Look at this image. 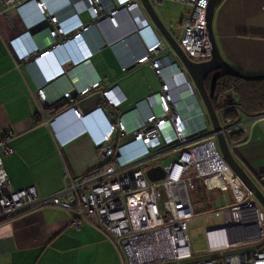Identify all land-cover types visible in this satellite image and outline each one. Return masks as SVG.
<instances>
[{"label": "crops", "instance_id": "obj_1", "mask_svg": "<svg viewBox=\"0 0 264 264\" xmlns=\"http://www.w3.org/2000/svg\"><path fill=\"white\" fill-rule=\"evenodd\" d=\"M73 1L24 0L5 8L0 0V137L13 134L9 145L17 157L4 158L3 168L15 191L34 187L40 196H48L63 188L66 173L79 179L101 167L97 143L108 124L117 120L109 106L102 108L103 91L110 90L114 99L121 100L120 114L129 129L139 126L149 112H159L161 84L151 63L132 65L124 72L110 46L127 40L135 51L162 41L163 54L178 63L141 5L149 26L138 31L126 10L127 0H100L104 7L94 20L87 11L74 12ZM150 1L179 42L181 23L190 11L188 5L175 0ZM37 2L45 6L47 14L58 18L57 26L64 35L51 37V24L34 34L29 32L45 19ZM111 11H115L116 25L107 16ZM82 27L87 29L79 39H67ZM212 30L220 55L231 67L245 76L264 75V0H217ZM41 52L47 54L39 56ZM95 81L100 82L98 88L79 95L80 89ZM166 81L174 100L194 93L183 69L182 74ZM41 89L46 103L38 99ZM66 92L69 98L63 97ZM56 104L64 108L44 123L49 114L45 107ZM132 106L136 109L130 111ZM73 110L82 116L76 117ZM240 124L242 141L230 148L247 174L264 182V114L245 115ZM112 140L120 154L119 163L145 156V148L131 135L118 140L114 136ZM199 187L209 200L225 192L210 194L203 182ZM69 219L68 211L48 207L1 222L0 264L120 263L99 231L89 226L72 230ZM257 246L241 245L239 249L255 251ZM207 256L206 242V251L197 258Z\"/></svg>", "mask_w": 264, "mask_h": 264}, {"label": "built area", "instance_id": "obj_2", "mask_svg": "<svg viewBox=\"0 0 264 264\" xmlns=\"http://www.w3.org/2000/svg\"><path fill=\"white\" fill-rule=\"evenodd\" d=\"M5 8L15 7L24 0H1ZM190 6L188 16L182 21V36L179 42L184 54L193 62H206L211 59V47L207 32L206 10L209 0H175ZM38 10L49 24L51 37L64 35L57 26L58 18L46 13L40 2ZM76 13L87 11L91 19L97 18L98 10L104 6L100 0H74L71 3ZM126 10L138 31L149 26L137 0H127ZM115 11L107 14L110 22L116 25ZM67 39H79L87 27ZM138 35V32L136 33ZM165 44L157 41L132 51L127 40L110 46L120 62L122 71L132 65L151 63L160 80L157 94L159 112H149L141 124L129 129L120 114L121 100L114 99L110 90L102 92L103 106H109L117 115L114 123L108 124L106 132L97 143V152L103 164L82 178L64 175L62 189L48 196H40L34 187L15 191L3 168V159H14L16 152L10 147L11 132L0 137V222L24 213L43 208H58L70 213L69 227L78 231L89 226L99 231L116 251L120 264H264V247L255 251H240L241 245L264 244V210L256 203L253 194L235 177L223 160L215 138L208 134L206 113L198 109V100H174L166 79L182 74V69L165 55ZM47 52L39 53L44 56ZM100 86L99 81L78 91L86 95ZM69 98L70 93L63 96ZM38 99L44 103L42 89ZM200 104V103H199ZM58 107V105H54ZM216 115L220 122L221 133L230 142V134L240 129V120L245 114L237 107L231 93H224L216 101ZM136 109V108H135ZM134 109V110H135ZM233 111L236 118L227 117ZM54 110H50L49 115ZM76 117L82 116L73 110ZM49 122V117L44 119ZM131 135L133 141L145 148V156L134 162L119 163L117 148L112 140ZM205 135V136H204ZM173 157L165 166V177L161 181H150L146 177L148 164L165 157ZM223 171L230 173V179ZM194 172V173H193ZM218 177L217 190L211 186L208 177ZM203 184L210 194L230 190L233 203L215 214L220 213L223 225L205 231L208 255L194 258L190 249L186 223L195 216L188 190L196 180ZM221 186V187H220ZM161 205L159 206V200Z\"/></svg>", "mask_w": 264, "mask_h": 264}, {"label": "water", "instance_id": "obj_3", "mask_svg": "<svg viewBox=\"0 0 264 264\" xmlns=\"http://www.w3.org/2000/svg\"><path fill=\"white\" fill-rule=\"evenodd\" d=\"M138 1L145 12V15L158 30L179 64L177 62L175 63H177L178 67L183 69V71L188 74L189 78L191 79L196 92L193 90L190 83V87L194 92L192 95H190V100H192V98L193 100H198L196 107L199 109L201 105V108L204 109L212 127V136L215 138L218 150L223 160L233 172L235 177L242 183V185L253 194L256 203L264 210V182H262L259 178L252 179L237 162L232 149L230 148L231 145L226 141L224 135L220 132V122L211 100L214 96L216 82L224 70L245 80H264V75L245 76L231 67L220 55L212 30V21L217 0H209L206 11L207 32L211 47V59L202 63L193 62L186 57L178 42L172 37L160 20L150 0ZM46 26H49V21L44 19L42 22L33 26L29 32L34 34ZM207 80L209 82L208 86L206 87L205 83ZM135 108V106H132L130 111L134 110ZM119 155L120 154L118 152L117 156ZM146 177L153 182L161 181L165 177V171L160 165L151 166L146 171Z\"/></svg>", "mask_w": 264, "mask_h": 264}, {"label": "rangeland", "instance_id": "obj_4", "mask_svg": "<svg viewBox=\"0 0 264 264\" xmlns=\"http://www.w3.org/2000/svg\"><path fill=\"white\" fill-rule=\"evenodd\" d=\"M188 7L190 9V6ZM186 76L189 79L193 90L196 92V89L194 88L193 83L189 78L188 74H186ZM206 121L208 126L207 133L210 134L212 132V127L207 116H206ZM173 159L174 158L171 156L158 159L148 164V166L151 167L155 165L156 166L160 165L164 167L167 164H169L171 161H173ZM202 181L203 179L196 180L194 182L193 188H189L188 190L195 216L187 221L186 230L189 238V244L191 246V250L194 255L193 257L196 259H197V254H200L201 252L204 253V251H206L205 231L207 229L217 228L223 225V219L220 213L218 215H216L215 213L223 208H226L227 205H231L234 202L233 196L229 189H227L224 193L219 194L220 197H216L213 200H209L207 197L203 195V193H199L197 190V188L200 186ZM161 200L162 198L159 200V206L161 205ZM263 247L264 244L260 245V247L259 245L257 246V248H261V249Z\"/></svg>", "mask_w": 264, "mask_h": 264}, {"label": "trees", "instance_id": "obj_5", "mask_svg": "<svg viewBox=\"0 0 264 264\" xmlns=\"http://www.w3.org/2000/svg\"><path fill=\"white\" fill-rule=\"evenodd\" d=\"M224 93H231L233 95L237 107L245 115L264 114V80H245L224 70L216 82L214 96L211 99L216 110L215 103ZM62 108H64V106L58 108L51 105L46 106L45 110L47 112L54 110L53 114H48V117L52 118ZM226 116L233 119L236 118V114L233 111H229ZM39 122L42 121L39 119ZM242 138V130H235L230 134V142L232 143H238L242 141ZM197 190L199 193H204L200 187H198Z\"/></svg>", "mask_w": 264, "mask_h": 264}, {"label": "bare ground", "instance_id": "obj_6", "mask_svg": "<svg viewBox=\"0 0 264 264\" xmlns=\"http://www.w3.org/2000/svg\"><path fill=\"white\" fill-rule=\"evenodd\" d=\"M100 11H102V9L101 10H98V12H97V17H98V14H99V12ZM207 11V10H206ZM137 33V32H136ZM182 36V35H181ZM181 39V38H180ZM179 42H180V40H179ZM179 42H178V44H179ZM180 46V48L182 49V47H181V45H179ZM182 51H183V49H182ZM197 63V62H196ZM199 63H202V62H199ZM235 99V98H234ZM167 166V165H166ZM165 168V166L163 167V169ZM164 171H165V169H164ZM223 173H224V175L230 180V182H232V183H234V180L233 179H230V173H228V172H226V171H223ZM220 182V180L218 179V177L216 176V177H214L213 175H210L209 177H208V182H209V184L211 185V186H209L208 187V189H213V191H215V190H217L218 189V187H215V183L216 182ZM216 184H218V183H216ZM219 185V184H218ZM221 187V186H220ZM209 192V191H208Z\"/></svg>", "mask_w": 264, "mask_h": 264}, {"label": "flooded vegetation", "instance_id": "obj_7", "mask_svg": "<svg viewBox=\"0 0 264 264\" xmlns=\"http://www.w3.org/2000/svg\"><path fill=\"white\" fill-rule=\"evenodd\" d=\"M208 82H209V81L207 80L206 83H205L206 87L208 86Z\"/></svg>", "mask_w": 264, "mask_h": 264}]
</instances>
